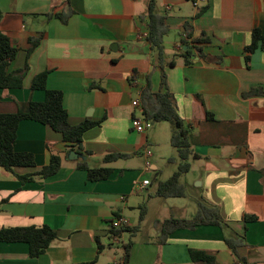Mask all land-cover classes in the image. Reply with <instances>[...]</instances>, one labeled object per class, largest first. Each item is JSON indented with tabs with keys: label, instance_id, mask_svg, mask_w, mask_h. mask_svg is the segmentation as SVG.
Listing matches in <instances>:
<instances>
[{
	"label": "crops",
	"instance_id": "obj_1",
	"mask_svg": "<svg viewBox=\"0 0 264 264\" xmlns=\"http://www.w3.org/2000/svg\"><path fill=\"white\" fill-rule=\"evenodd\" d=\"M155 3L167 26L164 61H174L163 65L165 86L145 38L146 0H0V30L18 47L9 70L26 66L21 87L0 89V112L43 100L44 91L30 85L47 71L45 85L61 91L70 124L99 122L83 133L80 151L46 125L19 122L14 149L32 153L35 164L0 166V228L47 225L56 238L36 257L25 242L0 240V264H264V45L248 60L244 51L254 28L264 33V0ZM30 37L40 39L27 53ZM146 78L152 92L166 87L173 94L187 129L195 154L185 172L194 182L189 207L178 199L186 194L153 195L179 160L162 147L164 137L170 142L168 128L131 127L141 111L131 100ZM70 150L85 158H68ZM110 152L126 156L104 162ZM50 153L60 158L56 173L25 182L16 177L38 171ZM101 166L110 168L107 178L89 180L85 167ZM198 200L215 206L224 223L162 226L168 218H190ZM116 215L127 217L129 227L113 242L109 223ZM235 234L242 237L236 247L242 260L225 242ZM198 252L208 258L198 259Z\"/></svg>",
	"mask_w": 264,
	"mask_h": 264
},
{
	"label": "trees",
	"instance_id": "obj_2",
	"mask_svg": "<svg viewBox=\"0 0 264 264\" xmlns=\"http://www.w3.org/2000/svg\"><path fill=\"white\" fill-rule=\"evenodd\" d=\"M147 32L146 40L149 42L153 52V59L160 69L161 85L166 84V74L163 69L164 64L173 65L174 61H164L163 36L167 32V26L164 23V15H160L156 10L155 0H146ZM190 36V34L188 33ZM39 37L28 38L29 47L26 52L29 53L39 42ZM193 42L206 41V38H193ZM264 45V33L259 28H254L251 32V40L244 47L245 59L248 60L249 53L257 47ZM18 47L14 45L9 37L0 30V89L19 88L25 74L26 66L21 69L9 70L10 62L15 58ZM184 62L188 63V57L191 55L189 49L182 50ZM47 71L36 74L30 87L32 89H41L44 91V98L41 101L27 100L17 104L15 111L0 112V166L12 170L15 166H33L35 164L33 154L30 152L17 151L14 149L16 131L21 120H34L48 126L61 135L63 141L67 143L68 148L77 151L81 150L82 136L85 130L97 125L99 122L85 119L77 124H70L67 111L62 104V93L57 89H49L45 85ZM144 86H140V115L152 122L168 121L173 129L170 133V143L176 149L179 163L175 172L165 180L157 182L154 191L155 196L171 197L184 196L186 194L184 185L179 181L180 176L188 171V157L195 155L189 148L187 139V129L183 125V120L178 115L173 94L165 87L163 91L152 92L148 78ZM126 156V154L110 152L103 156V161L108 162L112 159ZM60 167V158L54 153H50L48 163L43 165L34 173L16 175L21 181L31 180L34 175L48 177L56 173ZM87 178L89 180H99L107 178L110 168L101 166L97 168L85 167ZM198 208L195 214L190 218H168L162 222L166 230L176 227H193L197 224H217L222 225L218 209L202 200L197 202ZM145 205L139 209L138 220L141 221L144 216ZM251 215H245L244 220L253 219ZM129 226H123L119 229H110V235H119ZM56 238L55 231L47 225L36 226H16L0 228V240L6 242L20 241L28 245V252L31 257H36L43 253L48 245ZM242 241V237L235 235L225 238V242L231 248L237 259L236 247ZM128 243L124 246V260L127 255ZM198 259H206L208 255L198 252ZM255 264V263H247Z\"/></svg>",
	"mask_w": 264,
	"mask_h": 264
},
{
	"label": "built area",
	"instance_id": "obj_3",
	"mask_svg": "<svg viewBox=\"0 0 264 264\" xmlns=\"http://www.w3.org/2000/svg\"><path fill=\"white\" fill-rule=\"evenodd\" d=\"M206 0H192L193 4L195 5H198L200 3H203L205 2ZM146 35V34H145ZM136 79L135 77L132 79V82L136 84ZM140 86H137V92H138V96L135 97L134 99L131 100V105L134 106V107H139L140 106V99H139V94H140ZM130 124H131V127L133 130H135L136 132H143L145 130H147L148 128L151 127L152 125V121H150L149 119L143 117V116H133L130 120ZM146 155H150V151L149 150H146L145 151ZM148 183V180H143L141 182L142 185H145ZM129 223V220L127 217L123 216V215H116L114 216L109 225H110V228L112 229H119L123 226H127ZM111 240L113 242H117L118 241V235L116 234H111Z\"/></svg>",
	"mask_w": 264,
	"mask_h": 264
},
{
	"label": "rangeland",
	"instance_id": "obj_4",
	"mask_svg": "<svg viewBox=\"0 0 264 264\" xmlns=\"http://www.w3.org/2000/svg\"><path fill=\"white\" fill-rule=\"evenodd\" d=\"M33 25L35 26H37V23L34 21L33 22ZM160 125L161 124V126L164 128V129H162V132L164 131V133H165V128H168L169 129V134L171 133V131H172V129H173V126H172V124L170 123V122H168V121H162V122H152V126H156V125ZM148 130H151V128L150 129H148ZM160 135H161V133H160ZM165 135V134H164ZM162 147H168L169 149H170V154L169 155H172L174 158H176V160L178 161L179 160V158H178V156H177V152H176V149L171 145V143L169 142V140L167 139L166 141H165V137H164V144H162ZM168 164V163H167ZM172 166H174V168H173V170H176L177 169V167H176V165L175 164H172ZM186 174V173H185ZM185 174H183L181 177H180V182H182L183 183V185H184V187H185V191H186V197H178V199H179V201L180 202H183V201H186V203H187V207H189V206H191L190 204H191V200H193L192 199V197H193V193L191 192V186L190 185H192V184H194V182H192V178H188L187 177V174L185 175ZM185 180L186 181H188V184H187V186L185 185ZM189 185V186H188ZM194 198V197H193ZM191 208V207H190ZM194 209H196V205L194 204V202L192 203V210H191V213L194 211ZM126 234H128L127 232H126ZM125 239H127V237H125ZM111 254L112 255H115L116 256V258H117V252L113 249L112 251H111Z\"/></svg>",
	"mask_w": 264,
	"mask_h": 264
},
{
	"label": "water",
	"instance_id": "obj_5",
	"mask_svg": "<svg viewBox=\"0 0 264 264\" xmlns=\"http://www.w3.org/2000/svg\"><path fill=\"white\" fill-rule=\"evenodd\" d=\"M67 156H68V158H76V157H78V156H82V158H85V156H83V155L77 153V152L74 151V150H70V151L68 152Z\"/></svg>",
	"mask_w": 264,
	"mask_h": 264
}]
</instances>
